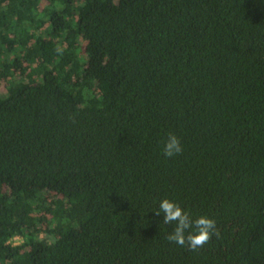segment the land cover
I'll use <instances>...</instances> for the list:
<instances>
[{
	"label": "trees",
	"instance_id": "trees-1",
	"mask_svg": "<svg viewBox=\"0 0 264 264\" xmlns=\"http://www.w3.org/2000/svg\"><path fill=\"white\" fill-rule=\"evenodd\" d=\"M0 76V264H264V0H0Z\"/></svg>",
	"mask_w": 264,
	"mask_h": 264
},
{
	"label": "clouds",
	"instance_id": "clouds-1",
	"mask_svg": "<svg viewBox=\"0 0 264 264\" xmlns=\"http://www.w3.org/2000/svg\"><path fill=\"white\" fill-rule=\"evenodd\" d=\"M183 148L179 138L174 133H169L164 142L162 153L171 158L182 153ZM156 216L163 217L160 223L174 225L166 239L180 247H186L189 251H196L207 244L213 235L218 236L219 230L213 218L199 216L195 219L191 214L182 209L175 201L167 198L159 201L153 210Z\"/></svg>",
	"mask_w": 264,
	"mask_h": 264
},
{
	"label": "rangeland",
	"instance_id": "rangeland-1",
	"mask_svg": "<svg viewBox=\"0 0 264 264\" xmlns=\"http://www.w3.org/2000/svg\"><path fill=\"white\" fill-rule=\"evenodd\" d=\"M8 81L6 78H4L3 76H0V92L4 90V88L6 87ZM14 243H17L19 241L18 237L13 238L12 240Z\"/></svg>",
	"mask_w": 264,
	"mask_h": 264
}]
</instances>
